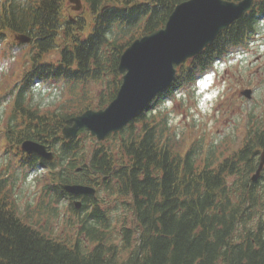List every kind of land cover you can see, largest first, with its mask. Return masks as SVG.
<instances>
[{"label":"trees","instance_id":"16d2710c","mask_svg":"<svg viewBox=\"0 0 264 264\" xmlns=\"http://www.w3.org/2000/svg\"><path fill=\"white\" fill-rule=\"evenodd\" d=\"M183 1L82 0V13L71 14L67 0H0V47L15 33L32 39L28 67L0 97V108L13 99L2 137L26 171L36 164L48 170L41 197L50 209L43 214L62 225L59 232L44 230L13 206L6 209L0 197V264H264V167L251 181L264 148V121L250 115L253 127L242 144L220 160L216 146L205 147L202 139L182 150L159 108L249 44L264 18V0L180 65L152 103L156 110L138 114L102 142L89 133L61 138L68 118L113 100L125 48L162 28ZM22 46L9 48L15 53ZM47 88L60 99L43 107L34 96ZM25 139L44 144L55 159L19 157L15 150ZM62 184L92 185L97 193L82 196L76 209Z\"/></svg>","mask_w":264,"mask_h":264},{"label":"rangeland","instance_id":"374dc122","mask_svg":"<svg viewBox=\"0 0 264 264\" xmlns=\"http://www.w3.org/2000/svg\"><path fill=\"white\" fill-rule=\"evenodd\" d=\"M68 5L70 13L75 14ZM3 40L0 47V97L19 80L22 69L28 67L29 50V46L23 45L12 53L9 47L15 43L13 34ZM6 46L8 50L3 49ZM51 55L52 60H58L57 51ZM246 88L252 90L248 100L239 95ZM55 93L57 91L51 88L43 89L42 94H35L36 103L40 102L43 107L56 105L60 96ZM12 101L9 99L0 108V197L5 200L6 209L13 206L24 220L44 230L59 232L61 223L43 214L44 209H50L45 208L47 200L43 201L41 197L43 178L48 176V170L36 165L35 169L26 171L25 166L18 163V158L6 151L7 144L2 137L3 121ZM159 108L167 114L171 128L180 135L182 150L202 139L205 147L216 146L221 152L220 160L236 151L247 127H253L249 123L250 115L264 121V18L243 50L231 59L214 64L212 70L197 79L192 87L176 93ZM118 209L122 211V207Z\"/></svg>","mask_w":264,"mask_h":264},{"label":"water","instance_id":"95a60500","mask_svg":"<svg viewBox=\"0 0 264 264\" xmlns=\"http://www.w3.org/2000/svg\"><path fill=\"white\" fill-rule=\"evenodd\" d=\"M68 2L73 11L81 10V0ZM252 4L253 0H185L177 4L162 28L135 39L121 54L118 71L122 74V83L115 98L104 109H88L67 119L61 130L62 139L70 140L89 132L96 140L103 141L118 132L172 84L176 67L195 57L221 31L250 11ZM14 40L27 44L31 39L18 34ZM240 94L250 99L251 90H242ZM20 149L26 155H36L46 161L54 159L53 152L45 145L30 139L22 141ZM263 166L264 149L252 182L259 178ZM62 189L74 196L96 193L93 187L81 184H63ZM74 205L79 208L81 202L75 201Z\"/></svg>","mask_w":264,"mask_h":264},{"label":"flooded vegetation","instance_id":"af4514ba","mask_svg":"<svg viewBox=\"0 0 264 264\" xmlns=\"http://www.w3.org/2000/svg\"><path fill=\"white\" fill-rule=\"evenodd\" d=\"M72 201H73V199H72Z\"/></svg>","mask_w":264,"mask_h":264}]
</instances>
